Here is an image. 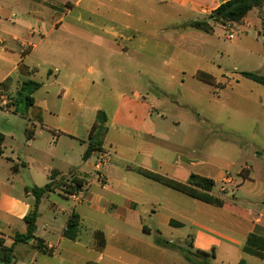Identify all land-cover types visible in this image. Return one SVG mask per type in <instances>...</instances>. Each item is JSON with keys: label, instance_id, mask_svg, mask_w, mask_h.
Returning <instances> with one entry per match:
<instances>
[{"label": "crops", "instance_id": "crops-1", "mask_svg": "<svg viewBox=\"0 0 264 264\" xmlns=\"http://www.w3.org/2000/svg\"><path fill=\"white\" fill-rule=\"evenodd\" d=\"M228 1L230 0H152V3L169 6L179 16L187 15L188 19L178 25V32H182V27L191 28L188 25L190 22L209 18L219 6ZM26 3L35 18L44 11L56 10L65 14L48 32L49 37H55L44 43L43 55L48 66L50 84L42 105L43 123L27 118L25 114H21V118L31 124L30 130L33 131V136L27 139V143H34L37 137H49L50 145L54 149H62L58 156L59 162L68 169L66 172L52 168L48 171L45 183H35L32 175L30 178L24 176L23 171H29L32 165L28 157L8 149L7 139L14 140L15 130L6 133L0 129V134L4 136L3 154L0 156V238H4L6 245L11 246L16 234H26L27 225L24 218L34 208L35 199L31 193L34 187L41 188L50 183L58 185L65 180L69 183L78 179L83 181L82 188L86 190V197L79 204L71 202V211L63 224L57 222V214L54 213L55 216L44 223L42 231L39 227L40 219L37 220L35 237L42 240L45 247H53L52 255L39 250L32 239V242H19L15 245L13 264H40V258L42 264H52L43 260L46 257L54 259L53 264H157L153 261L155 256L161 261L168 258L173 251L170 247H176V243H184L188 238H191L189 243L193 253L190 250L187 252L193 255L192 257H207L213 254L214 260H219L221 264H239L241 260H245V255L254 257L246 254L243 248L249 235L264 239V194L250 188L254 182L252 169L246 166L237 175H233L230 170L235 166L234 162H217L211 154L205 156L203 151L212 140L209 137L203 143L197 141L200 145L194 142L190 149H185L173 141V138L163 131L162 124L172 126L169 118L163 113H158L157 102L145 95L148 87L161 91L156 82L150 80V83H147L143 80L146 72L142 68L147 61L154 63L165 60L168 63H176L175 52H183L178 47L180 43L173 41L172 37L168 38L171 39L169 43L160 40L162 27L158 30L159 36L156 32L152 40H148L146 34L130 33L131 28L128 26L120 27L118 32L114 26L105 28L99 23H84L80 18L66 20L72 16L79 2L26 0ZM42 4L45 6H41ZM6 14L7 11H2L3 19ZM154 25L157 27L158 23ZM231 29L237 30L243 38H250L259 45L260 51L255 52L244 47L245 40L239 41V44L235 43L234 53L246 60L250 59L255 66L243 72L261 76L260 71L264 68V6L260 10L251 11L242 24H234ZM167 30L170 31L171 28ZM36 33L35 29L31 30V39ZM213 34H216L214 28L213 33L208 35ZM40 35L43 40L46 39V36ZM84 35L87 38L84 39ZM0 36L3 40V47L0 49V112L6 110L4 114L8 115L18 111L15 113V116H18L19 104H23L26 110L25 102L18 100L22 85L24 82L33 81L30 79L31 74L37 70L30 72L24 64H17L10 70L4 69L3 64L8 61L9 55L7 47L13 43L1 33ZM181 36L183 34L180 35V40H184ZM13 40L16 42L17 39ZM84 41L92 42V45L98 48L99 55V52L104 51L109 54V58L95 56L91 62L84 65ZM207 43L210 46V41ZM24 45L30 49L23 53L26 58L33 54L35 44L27 42ZM215 47L221 57L233 53L225 47ZM126 58L135 64L134 75L129 80H112L115 72L130 75L125 63ZM84 70L88 72L86 78ZM18 76H23L25 79L21 80L24 81L21 82ZM241 78L248 80L242 76ZM140 80L142 87L137 84ZM224 84L227 86L228 83ZM44 87L45 85L41 84L37 91ZM15 91H19L17 100L12 104V108L8 109L7 105L13 102ZM254 91L258 92L255 88ZM26 94L27 92L23 93V96ZM33 100L35 105V99ZM256 103L261 104L262 97L258 96ZM83 107L91 112L88 120L83 119ZM33 109L34 107L26 112L30 113ZM172 124L177 125L174 122ZM216 141L220 142L219 144H227V141L221 138L214 140ZM97 145L111 153L110 164L104 172L105 181H99L95 174L97 155L94 147ZM91 147L93 149L88 153ZM74 152H79V164L76 167L74 164L78 161ZM86 152L87 157L84 158ZM48 156L51 161L57 160L54 153ZM21 164L26 167H20L15 173L13 165ZM129 167L142 168L181 183H187L191 175L212 179L215 187L211 195L225 201V205L220 208L194 200L130 170ZM244 188L250 189L249 196L239 198ZM59 191L56 189L55 192L47 194L42 199L39 210L51 194L62 197ZM62 199L70 202L66 195ZM197 203L207 206L204 208L205 217L212 220L196 216ZM52 205L55 210H59L57 203L53 202ZM163 208L170 213L167 219L170 235H180L181 239L175 242L173 239L164 238L160 229L153 231L144 223L147 216H158ZM59 211L67 214L66 209L61 208ZM86 211L91 213L95 223L85 215ZM72 214L79 217L80 231L76 241L63 236ZM101 218L107 220L100 226L96 224V220ZM95 231L104 234L106 246L102 251L93 246ZM52 236L56 237L55 242L49 240ZM152 236L155 240L148 242L146 239ZM158 237L167 241L170 246L158 245ZM0 264H3L1 260Z\"/></svg>", "mask_w": 264, "mask_h": 264}, {"label": "rangeland", "instance_id": "rangeland-1", "mask_svg": "<svg viewBox=\"0 0 264 264\" xmlns=\"http://www.w3.org/2000/svg\"><path fill=\"white\" fill-rule=\"evenodd\" d=\"M71 1L73 3L79 2V5L73 11L72 16L66 18L68 21L80 18L84 23H99L105 28L114 26L115 31L118 32H120V27L128 26L131 28L130 33L139 32L140 34H146L148 40H152V36L156 32L159 36L158 30L162 27L163 34L160 36V40L162 39V41L168 43L171 41V39H168L170 37L173 38V41L177 40V43H180L178 47L183 52H175L176 63H168L165 60L154 63L147 61L145 67L142 68L146 72V76L142 79L147 83H150V80L156 82L157 87L161 91L158 92L157 89H149L150 87H148L145 95H149L157 102L156 111L168 117L173 126L162 124L163 131L168 133L173 138V141L175 140L185 149H190L194 142L200 145V142L203 143L206 138H211L210 144L208 143L209 146L203 151L205 156L211 154L217 162H234L235 166L230 170L233 175H237L246 166L251 168L254 182L250 188H254L264 194V87L241 78L243 71L255 68V66H253V62L250 59L246 60L239 54L234 53L235 43L239 44V41L245 40L243 42L244 47L255 52L260 51L259 45L250 38H243V36L238 34L237 30L223 27L222 24L214 21L210 22V24L215 29V35H208L195 29H185L184 27H182V32H178L179 23L188 19L187 15L179 16L169 6L155 5L152 0ZM0 4L3 8V13L7 11L6 18L0 17V33L5 39L13 43L7 47L9 52L8 61L3 64V68L10 70L17 64H24L30 69V72L34 69L37 70L34 74H31L30 79L45 85L44 88L35 92L32 96L36 103L32 112L27 113L24 106H22L23 104H19L20 114L18 116L20 117L15 116L16 114L13 112L14 115H6L4 114L6 110L0 112V129L6 133L15 130L14 140L7 139L8 149L23 157L24 155L28 157V161L32 165L29 171L22 170L25 172L24 176H29L28 178H30V175H32L35 183L42 184L43 182L45 183L48 171L52 168H58L66 172L68 168L63 167V164L59 162L58 156L62 149H54L50 145L51 140L49 137H37L34 143H27L28 133L32 127L28 121L22 119L21 114L27 115L26 117L29 119L43 123L42 105L47 97L46 92L50 84L48 82V66L43 55L44 43H48L50 39L55 37H49L48 32L56 21L65 17V14L56 10L44 11V13L37 15V18H35L29 12L26 0H0ZM41 6L45 5L42 4ZM263 6L264 0L262 5L254 10H260ZM46 8L49 7L46 6ZM36 20L38 21L36 22ZM155 23H158L157 27L154 25ZM168 28H171V30H167ZM32 29L37 32L33 39H31L30 35ZM40 34L46 36V39L43 40ZM182 34L183 36L181 37L184 40H180V35ZM229 34H232L234 38L230 40ZM85 38H87L86 35H84ZM13 39H17L16 42H13ZM208 41H210V46L207 43ZM27 42L35 44V50L32 55L25 58L23 53L30 50L29 47L24 45ZM172 45L173 47L175 46V44ZM215 46L225 47L233 51V53L230 52V55L221 57L217 53ZM99 53L100 55L98 54V48L93 46L92 42H83L82 59L84 65L91 62L90 60L95 58V56L109 58V54L104 53V51ZM125 63L128 65L127 70H129L130 75H122L115 72L111 78L112 80L122 81L123 78H128V80L132 78L135 64L129 61L128 58H126ZM198 71L213 75L217 83L228 84L226 87L221 88L202 83L195 77ZM260 75L264 77V68L260 71ZM84 77H88L86 70H84ZM18 79L25 78L18 76ZM237 81L240 83H237ZM137 84L142 87V80L137 82ZM254 88L258 92H255ZM18 93L19 91H15L13 102L7 105L8 109H11L12 104H15ZM258 96L262 97V103L259 105L256 103ZM67 107L68 105H66ZM82 114L84 120H88L91 116L90 110L85 107L82 108ZM173 122L177 125H173ZM102 132L103 130L100 133ZM218 138L226 140L227 144L214 142ZM51 153L56 155L57 160L51 161L48 156ZM73 154L78 161L74 164V167H76L79 164V152H74ZM239 180L242 183L241 177H239ZM66 184L68 183L65 180L61 184L55 185L61 191V193L59 191V194L62 197H65L62 191L65 189ZM249 191L250 189L244 188L239 198L248 197ZM62 197L54 193L43 202L38 217L41 230L44 223L55 216L54 213L57 214V222L59 224H63L67 220L73 202L69 198L70 202H68ZM53 202L59 205V210L61 208L66 209L67 214H62L59 210H55L52 205ZM196 206L198 207H196L195 214L198 218L212 220L209 217H205L204 208L207 206L198 203ZM84 213L95 223V219H93L89 211ZM41 214L42 217L40 218ZM169 216L170 213L163 208L158 216L153 215L151 218L147 216L144 223L153 231L160 229L164 234V238L173 239L172 241L175 242L181 238L179 237L180 235H170L167 227ZM105 220L107 219H97L96 224L101 226L102 223L106 222ZM154 236L146 240L153 242L155 240ZM190 239L188 238L184 243H176V247H170L173 251L168 258L161 261L158 256H155L154 260L153 258L152 260L157 262V264H221L219 260H214L213 254H209L207 257L204 256L205 258L200 255L192 257L193 255L187 252L188 250L191 251ZM49 240L55 242L56 237L52 236ZM186 257H189L191 261H187ZM244 259L247 264H264V261L254 257L245 255ZM43 260H47L52 264L55 261L51 257H46ZM39 262L42 264L41 258Z\"/></svg>", "mask_w": 264, "mask_h": 264}, {"label": "trees", "instance_id": "trees-1", "mask_svg": "<svg viewBox=\"0 0 264 264\" xmlns=\"http://www.w3.org/2000/svg\"><path fill=\"white\" fill-rule=\"evenodd\" d=\"M263 0H230L228 2L223 3L216 9L209 18L203 21H192L188 25L191 28L203 31L207 34L213 33V27L206 20L213 19L215 23H220L223 26L227 24H242L247 15L262 5ZM241 76L248 80H251L259 85L264 86V77L258 76L257 74L250 72H242ZM195 77L211 86L216 87H226V84L217 83L215 77L209 73L204 71H198ZM41 88V84L27 81L24 82L22 88L20 90V98L18 100L20 102L24 101L26 105V111L30 108L34 107V100L31 96L32 93L39 90ZM27 92L25 96L23 93ZM18 111H15L17 113ZM97 125V124H95ZM95 125L93 128H95ZM33 136V131L30 130L28 133V139H31ZM4 142V136L0 134V156L3 154L2 144ZM102 147L97 145L94 147L95 150H99ZM93 148L91 147L88 150L91 151ZM87 157V152L84 155V158ZM25 168V164L13 165L12 169L15 173L19 171V168ZM130 170L137 172L138 174L153 180L157 183L168 187L169 189L181 193L187 197H190L194 200L206 203L208 205H212L215 207H224L225 201L218 197H214L211 195L215 187V182L212 179L203 178L197 175H191L187 183H181L170 179L168 177L144 170L138 167H129ZM243 175V172H242ZM245 176V175H244ZM52 177V176H51ZM53 179V178H51ZM65 189L63 193L66 196H69L75 192H78L83 187V181L78 179H73L71 182L65 185ZM57 187L53 184H48L44 187H34L31 190V193L35 199L33 210L24 218V222L27 225L26 234H16L14 238V243L11 246L6 245V241L4 238H0V260L3 264H13L14 262V247L19 242H27L29 239H33L37 245V248L42 252L52 255L53 251L49 250L48 247L43 245V241L35 237V233L37 230V220L39 217V206L41 204L42 199L49 193L55 192ZM79 217L76 214H72L68 220L67 227L63 232V236L69 240L76 241L79 237ZM94 237V248L98 251L104 250L106 246V240L104 234L101 231H95L93 233ZM156 243L161 246L169 247V243L164 241L162 238H156ZM191 245V244H190ZM243 251L251 256H254L260 260L264 261V239L255 235H249ZM187 261H191L189 257L185 258ZM95 264V263H89ZM239 264H247L244 260H241Z\"/></svg>", "mask_w": 264, "mask_h": 264}, {"label": "built area", "instance_id": "built-area-1", "mask_svg": "<svg viewBox=\"0 0 264 264\" xmlns=\"http://www.w3.org/2000/svg\"><path fill=\"white\" fill-rule=\"evenodd\" d=\"M2 15V6L0 4V17ZM232 24H227L226 28L231 29ZM229 39H233L234 36L232 34H229ZM3 47V40L0 36V49ZM96 163H95V174L96 177L99 181L105 180V170L110 164V158H111V153L104 149L101 148L99 150H96ZM86 197V190L84 188H81L78 192H75L71 195L68 196V198L74 203V204H79L81 203ZM48 249L53 251V247L48 246Z\"/></svg>", "mask_w": 264, "mask_h": 264}, {"label": "water", "instance_id": "water-1", "mask_svg": "<svg viewBox=\"0 0 264 264\" xmlns=\"http://www.w3.org/2000/svg\"><path fill=\"white\" fill-rule=\"evenodd\" d=\"M206 21H207L208 23H210V22H212V21H214V20L211 18V19L206 20ZM28 242H32V239H29Z\"/></svg>", "mask_w": 264, "mask_h": 264}]
</instances>
